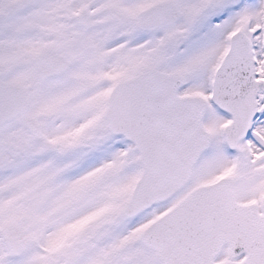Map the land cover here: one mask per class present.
<instances>
[{
    "label": "snow or ice",
    "instance_id": "1",
    "mask_svg": "<svg viewBox=\"0 0 264 264\" xmlns=\"http://www.w3.org/2000/svg\"><path fill=\"white\" fill-rule=\"evenodd\" d=\"M0 264H264V0H0Z\"/></svg>",
    "mask_w": 264,
    "mask_h": 264
}]
</instances>
